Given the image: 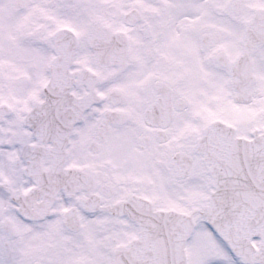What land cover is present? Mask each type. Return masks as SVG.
<instances>
[{"label": "snow or ice", "instance_id": "obj_1", "mask_svg": "<svg viewBox=\"0 0 264 264\" xmlns=\"http://www.w3.org/2000/svg\"><path fill=\"white\" fill-rule=\"evenodd\" d=\"M0 264H264V0H0Z\"/></svg>", "mask_w": 264, "mask_h": 264}]
</instances>
